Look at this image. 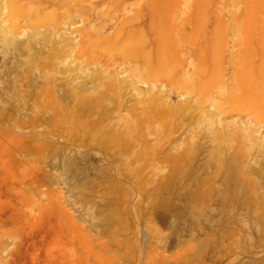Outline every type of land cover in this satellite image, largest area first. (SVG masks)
Listing matches in <instances>:
<instances>
[{"label":"rangeland","instance_id":"374dc122","mask_svg":"<svg viewBox=\"0 0 264 264\" xmlns=\"http://www.w3.org/2000/svg\"><path fill=\"white\" fill-rule=\"evenodd\" d=\"M0 264H264V0H0Z\"/></svg>","mask_w":264,"mask_h":264}]
</instances>
